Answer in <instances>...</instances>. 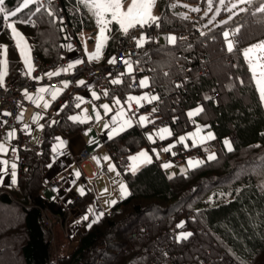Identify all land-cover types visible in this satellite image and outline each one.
Returning <instances> with one entry per match:
<instances>
[{
    "label": "trees",
    "instance_id": "16d2710c",
    "mask_svg": "<svg viewBox=\"0 0 264 264\" xmlns=\"http://www.w3.org/2000/svg\"><path fill=\"white\" fill-rule=\"evenodd\" d=\"M176 1L181 0L156 2L162 32L177 34L191 22L172 11ZM22 3L5 0L10 10ZM41 4V11L31 17L34 25L17 22L15 27L31 54L48 63L60 58V43L65 39L64 24L57 19L60 6L77 36L90 26L78 0L55 1L53 16L47 15L48 2L41 0ZM259 6L260 0H255L227 23L206 28L199 40L178 38L174 46L157 41L140 52L139 62L149 65L145 88L157 91L161 101L147 109L151 123L134 125L109 143L112 153L123 156L121 162L115 159L130 194L89 225L71 254L53 262L52 230L43 218L48 213L66 219L68 212L44 194L50 144L58 130L71 136L83 129L69 118L76 115L78 101L72 91L78 88L68 87L63 97L69 104L59 115L45 119L44 139L37 149H21L16 185L0 187V207L8 210L10 219L11 214L16 218L10 221L6 216L0 223V254L14 245L19 254L13 261L21 259L24 264H264V106L242 54L245 47L264 41V22L259 19L264 13L256 11ZM36 7L30 4L8 21L28 19L26 14ZM9 30L0 14V46H7V74L13 76L21 69L22 59ZM225 31L238 40L232 53L226 48ZM122 34L113 23L103 62L116 51ZM202 55L210 58L208 74L197 71ZM185 65L192 66L189 74L184 72ZM132 81V75L126 74L108 97L127 94ZM197 108L203 111L189 117L188 111ZM159 121H167L175 135L205 125L221 149L214 160H205L182 175L169 177L156 159L135 172L128 170L129 156L146 146L145 131ZM228 139L231 151L225 146ZM181 150L183 157L193 151ZM90 202L88 194L72 203V208L83 213ZM181 223L184 234L191 235L177 242L174 225Z\"/></svg>",
    "mask_w": 264,
    "mask_h": 264
},
{
    "label": "built area",
    "instance_id": "2783aa9c",
    "mask_svg": "<svg viewBox=\"0 0 264 264\" xmlns=\"http://www.w3.org/2000/svg\"><path fill=\"white\" fill-rule=\"evenodd\" d=\"M57 2L60 3V0H57ZM59 10L60 12L57 14V19L62 22L65 27V39L60 43V58L53 59L48 63H43L38 57L33 56L32 63L34 65V71L31 73V75L26 74L27 70L22 65L21 69L16 75L5 76L4 84L3 86H0V123L2 128L9 129L11 131L15 130L16 132V135L13 137V141L10 144V158L19 164L22 162L20 154L22 148L26 150L37 149L36 146L31 143L32 126L30 123H27L23 115V111L32 107L41 112L42 117L44 118L59 115L66 108L64 105L68 106L69 104L68 99L63 97V93L68 89L69 85H74L77 87V81L80 78L85 81V84L79 89L87 93L95 91L98 96L101 97V93H110V91H115L118 89L119 84H114L112 81L114 79H119L122 81V79L126 76V65L124 64V59H129L134 66L132 73L133 81L130 85L131 90L127 94H118V97L122 101H127L128 96L144 95H155L159 97V99L152 101L151 103L147 101H141V105H143L142 107L137 106L134 101L130 102L131 111H127V109L125 111L126 115L133 119V117L137 114L145 112L148 107H151L161 101V96L157 91L151 88H142L139 86L140 77L142 75H147L149 72V65L147 63H140L138 57L140 52L144 50L149 44H153L158 41L161 31L159 30V26H157V24H152L151 27L145 26L144 28L137 26L136 28L130 29L127 35L123 33L119 39L117 49L112 54V56L107 59L106 62L95 63L90 61L85 55L74 28L68 22L64 8L60 6ZM202 33H204V28H202L196 19H194L193 21L189 22L185 29L178 31L177 36L180 40H183L187 37L193 40H198L202 37ZM134 37L136 39L141 37L145 38V42L141 47H137L136 39H133ZM235 42L238 43V40H235ZM68 44L72 45L71 50L66 47ZM112 57H115L116 60L115 63L110 64L109 60ZM208 59L209 56L206 55L199 57L197 71L200 74L209 73L210 68L208 65ZM78 60L83 61V63L78 64L68 73L61 72L60 75L53 76L51 79L44 75L47 72H57L62 68H66L69 63ZM183 68L185 74H189V72L192 70L191 65H185ZM121 73H123V75H121ZM34 77H39L40 79L36 80ZM64 81L68 82L67 88L63 87L62 82ZM183 83L184 81H179L180 85H183ZM40 87L61 89L60 98L52 105L50 111L48 112L42 111L32 101H28L23 93L24 91L30 90L37 91ZM118 111L119 109L117 108L116 112ZM3 113H10L11 115H3ZM132 126H134L133 121ZM132 126L121 132L119 135L132 128ZM161 127H168L172 132V135L164 138L163 140L159 139L157 143H154L150 146L154 156L162 165L165 164L166 161H169L171 164H176L180 160L182 161V158L184 157L182 156L181 146L175 139L176 137L174 130L169 126L167 121H159L153 125V128L160 129ZM43 139L44 137H41V140ZM226 141L229 142L230 139ZM189 142V150H193L192 152H198L196 149H200L199 151L202 152L199 153L200 161H205L208 159L209 154L216 155L217 151L221 149V145L216 138L206 141L205 148H201L199 142L193 145L192 138L189 139ZM169 145H175L169 151L172 153L173 157L165 159L168 152L163 151V149ZM13 149H15V151H13ZM97 150V148H83L78 153L74 154L72 158L79 167H81L86 161L93 160V163L95 167H97L99 174L109 176V171L97 154ZM156 153H159L158 158ZM187 154L188 153H186V156ZM113 156L119 162L122 161L123 156L121 154L114 152ZM81 179L82 181H85V176L83 175ZM43 185L46 190L50 191L54 195V200L57 202V204L68 212L67 232L71 238V241L74 242L76 246L79 239L82 237L85 231H87V225L89 223H96L102 217H104V214L99 210L97 205L98 200L95 199L92 203H89L88 212L84 214L79 210L74 211L75 209L72 208V203L81 199V197L73 195L72 191L74 183L68 181H59L52 178H44ZM88 191L90 193L92 192L90 189H88ZM72 215L74 216L70 219V216ZM85 217H87V219H85ZM174 229L176 232L175 239L177 242H181L182 239H187L188 233L184 234L178 225H174Z\"/></svg>",
    "mask_w": 264,
    "mask_h": 264
},
{
    "label": "snow or ice",
    "instance_id": "6c2138e0",
    "mask_svg": "<svg viewBox=\"0 0 264 264\" xmlns=\"http://www.w3.org/2000/svg\"><path fill=\"white\" fill-rule=\"evenodd\" d=\"M49 4H51L52 0H47ZM127 0H78L79 4H82L85 8H87L91 14L94 16L97 26L99 28L97 40H96V47L95 52L92 53L89 56V60L99 59L102 49L104 48L105 44L107 43L109 36L107 33L111 31L110 25L115 23L119 26V30L122 31L125 35L129 33L130 29L136 28L139 26L140 28H144L145 26L151 27L152 24H157L159 17H156L152 15V10L155 6V0H131V3L128 4L127 8H124L125 3ZM36 3L37 7L27 13L28 19H22L18 21H11L8 23V28L11 29V34L16 42V47L19 49V53L21 58L23 59L24 65L27 69L28 75H31V73L34 71V65L32 63L31 55H30V48L27 44V41L25 37L17 31L15 24L17 22L24 23V24H35V21L31 19L32 16L36 15L41 11V0H23V3L21 5H18L15 9H8L5 6V0H0V14H3V17L6 21L10 20L11 17H16L17 13L21 11L22 8H27L30 4ZM239 4L248 3L251 5L252 0H238ZM213 0H208V10L211 11L212 9ZM219 4L223 6L225 4V0H219ZM238 4L233 3L231 6L227 9L229 12H231L233 9L237 8ZM192 11H199V9L194 8ZM240 11H246L244 8H240ZM256 11L260 13H264V0H260V6L256 9ZM219 12V9H217V13ZM48 16H53L54 12L49 10L47 11ZM255 15V12L253 13ZM186 18V17H185ZM231 19V17H229ZM261 22H264V17L259 18ZM228 21H224V23H227ZM237 32L239 29L236 30ZM203 34V33H202ZM225 41H226V48L229 53H232L235 48V42L229 38V32L225 31L222 33ZM133 39H136L135 37ZM168 40L170 43L175 44L177 41V37L170 36L168 37ZM145 42V38L141 37L139 39H136V45L137 47H141L143 43ZM68 49H72V45L68 44L66 45ZM2 48V51H0V55H2L4 58L0 59V86H3L5 76L7 74L8 70V61H7V46H0ZM257 49L264 50V42H260L258 44H254L249 46L246 49H243L242 54L248 64V67L251 71L252 80L255 81L257 90L259 91L260 99L264 101V55H258L254 56L252 55ZM116 58L112 57L109 60V63H115ZM83 63V61H75L72 63H69L66 68H62L57 72H47L44 75H46L49 79H51L53 76L60 75L61 72L68 73L73 68H75L78 64ZM124 64L127 66V72L130 74L133 72L132 62L129 59H124ZM123 75V73H121ZM34 79L39 80V77H34ZM63 87H68V82L64 81ZM114 84H120L121 81L119 79H114L112 81ZM85 84L84 80L77 81L78 86H82ZM140 87H147L148 86V80L147 78H143L139 81ZM180 85H177L179 87ZM38 95L34 98L32 96H28L27 91H25V95L29 100H31L34 104L39 107L40 101H44V95L45 93L49 94L51 96V99L55 101L57 97L61 94V89L56 88L53 89L51 87H40L38 90ZM104 95L107 96L108 93L104 92ZM91 96L93 100H97L100 97L97 95L95 91L91 92ZM75 99L78 101V103L75 105L77 108L81 106L82 103H84V98L82 97H75ZM159 97L155 95H144V96H128L127 102H129V108L128 111H131V103L135 102L137 106H143L141 105V101H147L151 103L152 101L158 100ZM114 104L115 105H121V100L119 98H114ZM44 108L47 109L50 105L47 101H44ZM64 107H67V105H64ZM100 107L103 108L105 115H107L111 108L108 104H103ZM153 112L156 111L154 108L152 110ZM203 111V108H197L194 112L190 111L188 113L189 117H192L194 115H197L199 112ZM93 112L95 113V119H100V113L95 108H93ZM3 115H11L10 113H3ZM73 121H90L93 119L92 116H89L87 113V110H84L83 116H72L69 117ZM42 119V117H34V122L36 120ZM140 124L144 125L146 123H151L152 121H149L147 116H140L139 121ZM6 123V122H5ZM55 123V122H53ZM132 126V119L128 117L125 113V110L123 107L119 109V111L116 113L115 116L112 117L110 124L106 123L104 125L105 129L111 128V130L108 132V138L111 139L117 135H119L121 132L125 131L127 128ZM43 127V126H41ZM203 131V129L199 128L197 126V132L193 133L191 135V138L193 139V145L197 144L200 141H206L209 139H214L211 133H209L206 137H200L199 132ZM159 138L163 140L164 138L171 136L172 132L169 130L168 127H161L158 130ZM16 132L15 130L10 131L7 133V136L5 139L15 137ZM189 138L185 136H181L178 138L180 143H184V141ZM149 140H153L152 135L148 136ZM155 141L153 140V143ZM225 144H229L228 141H225ZM64 144L63 141H60V143L57 145V148L54 149V151H59V149L63 148ZM175 145H169L163 149L165 152H169L172 147ZM187 147V145H185ZM8 151L7 148H5L3 143H0V154H4ZM15 151V149H13ZM229 151H231V147L229 145ZM157 158L159 157V153H156ZM216 157L214 154H209L208 159L214 160ZM132 159V171L135 172L138 167H140L143 164L151 163V157L149 156V153L147 151H141L138 155L131 157ZM203 163V161L200 160H189L188 164L189 167L195 168L200 166ZM170 164H164V168L170 167ZM11 169V181L14 184L16 182V168L17 164L15 162L11 163L9 165V162L7 160L0 161V182H2V179L4 175L7 174L8 168ZM109 171H113V167H109ZM80 174L77 173V176ZM83 192V190H81ZM121 194L126 195L127 191L123 185H121ZM113 203H115L113 201ZM87 219V217H85ZM178 227H183V223L178 225ZM187 235H191V233H188ZM186 238V237H185Z\"/></svg>",
    "mask_w": 264,
    "mask_h": 264
},
{
    "label": "crops",
    "instance_id": "0c3cea01",
    "mask_svg": "<svg viewBox=\"0 0 264 264\" xmlns=\"http://www.w3.org/2000/svg\"><path fill=\"white\" fill-rule=\"evenodd\" d=\"M55 1L57 2V0H55ZM118 28H119V26H118ZM83 30H86V29L83 28L81 30V32L78 33V40H79L80 44H81L80 34L82 33ZM94 33H95V31H93L91 33V35L87 38L88 41H90V42L94 41V38H93V34ZM121 33H123V32L121 31ZM110 35H111V31L109 33V37H110ZM106 45H107V43L105 44V46L103 48V53L105 51ZM81 46H82V44H81ZM29 48H30V46H29ZM30 54H31V49H30ZM110 57H108L107 59H109ZM32 58H33V55H32ZM105 58H106V55L104 53L103 57L100 60H93V62L102 63ZM21 61H22L23 67L26 69V67L24 65V62H23V59ZM132 67H133V70H134L133 64H132ZM132 73H130V75H132ZM126 74H129L127 72V66H126ZM6 76H7V74H6ZM143 78H147V80L149 82L148 75H142L140 77V80L143 79ZM79 80H82V78L78 79V81ZM69 87H71L72 89L78 88V90H74L72 92L74 93L75 96L84 98V101H85L84 103L81 104V106L79 108H77L75 116H83L84 110L86 109L88 115L92 116L93 119L90 120V121H85V122L75 121V122L81 123V125H83V129L79 133H76L74 135L67 136L64 133H62L61 130L56 132L55 139L50 144L49 159H48V162H47V165H46V168H45V174H44L43 179L44 178H48V179L52 178V179H56V180H59V181H68V182L74 183V187H73V191H72L73 195H76V196H79V197H83V196H86V195L90 194L91 198H92V202L95 199L98 200L99 201V203H98L99 204L98 205L99 210L103 214H107L110 210H109V208H106L103 205L102 200L98 196L99 195V186L102 185L99 180L102 177L100 176L97 167H95V165L93 163V160H88L85 163H83L81 167H79L76 164V162L73 160L72 157H73L74 154L78 153L83 148H88V149L97 148L98 149L97 150V154L99 155L100 159L102 160L104 165L107 167V169H109L108 166H107V164H108L107 162L109 161V159H108V157L103 159L102 156H101V152H102V150L104 148H106L108 150L109 154L115 159V157L113 156V153L110 151L109 143L112 140H114L116 138V136L111 138V139H109L108 138V132L111 130V128L105 129L104 125L106 123L110 124V121H111L112 117L116 115V113H117L116 111H117V108L119 106L124 107V110L126 111L129 108V102L122 101L118 97V94L115 95V96L108 97V95L105 96L104 93H101L102 96L99 99L93 100V98L91 96V93H87V92L79 89L81 86H77L76 87L74 85H69ZM142 88H145V87H142ZM23 93L25 95V91ZM27 94H28V96H32V97L35 98L38 95V92L36 90H30V91H27ZM43 95H44V101H47L50 106L47 109H45L44 106H43L44 105V101H40L39 108L42 111L48 112V111H50L52 105L60 98L61 94L57 97V99L55 101H53L51 99V96L49 94L45 93ZM25 98L28 101H31V100H29L27 98L26 95H25ZM114 98H119L121 100V105H115L114 104ZM103 104H108L110 106V108H111V111L107 115H105L103 108L100 107ZM93 108H95L97 111H99V113H100V119L99 120L95 119V113L93 112ZM195 110L196 109H194L192 111L194 112ZM148 111L149 110H146L145 112L139 113L136 116H134L133 119H132L134 125L141 126L140 123L138 122L139 121V117L140 116H146V115L149 116V112ZM23 115H24L27 123H30L31 126H32V134H31V141H32L33 135H34L35 131L37 130V128L40 127V126L45 127V119L46 118L42 117L41 112L37 111L35 108H32V107H30L27 110L23 111ZM37 116L42 117V119H38V120H36V122H34V117H37ZM153 125H154V123H152L151 126L145 131V135H146L147 140H148V142L146 144V147L148 148L149 154H151V156H152L151 157L152 161L155 160L156 157L154 156L153 152L151 151L150 146L153 145L154 143H157L158 140L160 139L159 135L157 134L159 128H153ZM197 126H199V128H201V129H203V131L199 132V136L200 137H206L209 133H211L212 136L215 138L214 133L211 130H208L207 126L199 124V125H196L193 129H191L189 131H186V132L181 133L179 135H175L176 141L179 144H181L179 142V140H178L179 137H181V136L189 137V138H187V141H188V143L190 145L189 139L191 138V135L193 133L197 132ZM4 130L8 131V132L11 131V130L2 128L1 123H0V140L2 138V133L4 132ZM149 135L153 136V140L155 141L154 143H153V140H149L148 139ZM41 137H44L43 136V132L41 133V135H39V142L41 140ZM12 141H13V137L11 138V141H10V143L8 145L7 153L0 154V161L7 160L9 162V165L14 162V160H12L10 158V144H11ZM60 141H63V144H64L63 148L59 149V151H54V149L57 148V145L60 143ZM206 141H208V140H206ZM206 141H200L199 142V145L201 146V148H205ZM39 142L37 144H33L32 142L31 143L37 147ZM182 145L183 146H181V149L183 147V151H189L190 146L187 149V147H185L184 143H182ZM199 153H202V152L199 151V150H198V152H190L189 154H187V156L182 158V161L180 160L176 164L182 163V162H186L187 165H188V168L190 170V169H192V167H189L188 161L189 160H193V161L200 160ZM172 157H173L172 153L168 152L166 157H165V159H169V158H172ZM116 162H117L119 170L121 172V168H120V165H119L120 163L117 160H116ZM16 164L18 165V172H17V178H16V182H17L18 177H19V172H20V164L18 162H16ZM165 164H170L171 165L168 168H164L165 172H167V170L169 168H171L173 165H175V164H171L169 161H166ZM109 165H112V163H109ZM130 165H131V156H129V163H128L127 169L132 171V168H131ZM88 168H89V170H88ZM113 169H114L113 172H115V168L114 167H113ZM113 172L109 171V176H106L108 178V184H110V185H112L111 179H113V176H112ZM10 173H11V169L9 167L7 174L4 175V177L2 179V182H0V187L9 188V187L14 186V184L11 181ZM77 173H79L80 175L77 176ZM121 174H122V172H121ZM83 175L85 176V181H82V179H81V177ZM88 189H90L92 192L90 193L88 191ZM81 190H83V192H81ZM44 194L49 199H54V195L50 191H48L46 189L44 190ZM74 211H76V209ZM86 212H88V209L86 210Z\"/></svg>",
    "mask_w": 264,
    "mask_h": 264
},
{
    "label": "rangeland",
    "instance_id": "374dc122",
    "mask_svg": "<svg viewBox=\"0 0 264 264\" xmlns=\"http://www.w3.org/2000/svg\"><path fill=\"white\" fill-rule=\"evenodd\" d=\"M254 1L255 0H252V2H254ZM54 2H55V0H52L51 4ZM156 2H157V0H155V6L152 10V15L157 17L158 15H157V10H156ZM130 3H131V0H127V2L124 5V8L126 9L128 4H130ZM233 3H237L238 6H237V8H235L231 12H229L227 9ZM51 4L48 3V5H47L48 10H51L54 12V9L51 7ZM247 5H248V3L239 4L238 0H225V4L223 6H221L219 4V0H213L212 9H211V11H209L208 10V0H197V1L181 0V1L173 2L171 4V9L176 15H178V16L186 19V20L193 21L197 17V15L200 16V18H198V19H200L199 20L200 26H203V28L206 29L209 27H214V26H218V25L223 24L224 21L229 20V17H233L235 14L240 12V8H245ZM79 8L84 9L86 18L88 19L89 26H90V29L83 30L82 33L80 34V41H81L84 53L87 56V58L89 59V56L95 52L96 40H97L99 28L97 26V23H96L94 16L91 14V12L87 8H85L82 4H80ZM194 8L199 9V11H192V9H194ZM217 9H219L218 13H217ZM201 20H202V22H201ZM9 22L10 21L5 20L6 26L8 25ZM110 28H112V24L110 25ZM9 31L11 32V29ZM17 31L20 32L18 29H17ZM93 31H95V33L93 34L94 41L90 42V41H88L87 38L91 35V33ZM109 33H107L108 36H109ZM229 34H230L229 38L235 42L233 37H231L232 33L229 32ZM170 36L177 37V41L175 44H172L169 42L168 37H170ZM14 42H15V40H14ZM158 42L161 45L174 46L178 43V36L175 33H166V32L161 31ZM261 42H264V41H261ZM225 43H226V41H225ZM258 43H260V42H257L255 44H258ZM27 44H28V42H27ZM236 44L237 43L235 42V45ZM252 45H254V44H252ZM249 46H251V45H249ZM249 46L245 47L244 49L248 48ZM103 54L104 53H103V49H102L100 58L94 59V60H100L103 57ZM252 55H254V56L264 55V50L257 49ZM31 58H32V55H31ZM90 61L93 62V60H90ZM208 61H209L208 62V65H209L210 64V58L208 59ZM262 103L264 106V101H262ZM121 107L122 106H119L118 109H120ZM146 116L148 117V115H146ZM147 124L148 123H146L144 125H142V124H140V125L142 127H145ZM43 129H44V127H41V126L37 128V130L35 131V133L33 135L32 141H31L33 144H37L39 142V135H41V133L43 132ZM7 133H8V131L4 130V132L2 133V138L0 140V143H3L5 148H8V145L11 141V138L5 139V137L7 136ZM184 144L187 145V149H188L189 143H188L187 139L184 141ZM141 151H147L148 152V148L146 146H144L141 150L137 151L136 153L131 154L130 156L131 157L136 156ZM101 156L103 159L108 157V159H109V161L107 162L108 168L110 166L115 168V172L112 171L114 174V175L112 174L113 179H111L112 185L108 184V178L106 177L107 175L100 174V176L102 178H100V180H99L102 185L99 186V195L98 196L102 200L103 205L106 208H109V210H110L116 203L123 200L124 198H126L130 194V189H129L127 182L125 181L124 177L122 176V174L119 170V167H118L116 160L109 154V152L106 148H104L102 150ZM149 156L152 157L151 154H149ZM14 162L16 163V161H14ZM109 163H112L113 166L109 165ZM132 163L133 162L131 159V165H130L131 168H132ZM141 166H143V165H141ZM140 167H138L137 170ZM88 170H89V168H88ZM188 170H189V168H188L187 163L182 162V163H178V164L173 165L171 168H169L167 170L166 173L169 177H173L175 175L186 174L188 172ZM17 172H18V165L16 168V178H17ZM16 183L17 182H15L14 185H16ZM121 185H123L125 187V189L127 191L126 195L121 194ZM113 201L115 203H113ZM90 203H92V202H90ZM74 209H76V208H74ZM84 214H86V211L84 212ZM6 216H8L10 219V216L8 215V210L0 207V223L2 220H4L6 218ZM73 216L74 215L70 216V219ZM11 217H12V219H10V221H12V220L14 221V219H16V218H14V215H12V214H11ZM67 217H68V215H67ZM67 217H66V219H60V218L54 217L52 215H48V213H45V219L43 218L45 224L48 225L52 230V243H53L52 261L53 262H57L60 258L71 254L73 252V250L75 249V243L71 241V238L69 237V234L67 232V229H68L67 228ZM131 236H134V234H131ZM15 254H16V256H17V254H19V253H17V248H15L14 245L9 246L5 252H2L0 254V264H24L21 261V259L20 260L16 259L13 261V259H15V258H13V256Z\"/></svg>",
    "mask_w": 264,
    "mask_h": 264
},
{
    "label": "water",
    "instance_id": "95a60500",
    "mask_svg": "<svg viewBox=\"0 0 264 264\" xmlns=\"http://www.w3.org/2000/svg\"><path fill=\"white\" fill-rule=\"evenodd\" d=\"M230 145V144H229ZM230 147H231V150H232V145H230ZM227 149L229 150V146H227Z\"/></svg>",
    "mask_w": 264,
    "mask_h": 264
}]
</instances>
